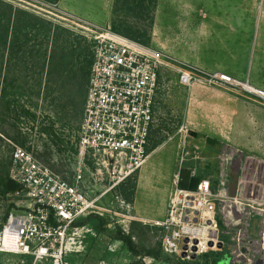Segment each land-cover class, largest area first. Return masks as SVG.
Here are the masks:
<instances>
[{"label":"rangeland","instance_id":"374dc122","mask_svg":"<svg viewBox=\"0 0 264 264\" xmlns=\"http://www.w3.org/2000/svg\"><path fill=\"white\" fill-rule=\"evenodd\" d=\"M0 1L52 23L59 45L72 42L76 50L88 49L94 55V41L89 38V32L82 28L85 24L106 29H114L115 24L125 25L153 49L191 62L192 66L212 75H227L244 85L250 84L264 91V0H160L153 25V15L144 13V9L137 7L133 0H127L125 4L123 0ZM32 35L35 36L36 32L33 31ZM36 44L30 42L29 50L35 49ZM179 67L174 63L171 69L162 74L149 152L161 146L150 154L141 170L142 180L136 189L135 212L132 205L123 210L121 202L125 201L124 196L130 198L133 186L138 185L140 173L116 191L106 193V183L94 182L97 179L94 174L96 168L91 161H87L91 170L87 185L93 198L105 194L99 202L104 216H98L109 223L110 233L121 228L126 234L133 235L139 246L153 251H158L162 245L161 230L155 226L154 220H163L166 216L173 179L182 158L185 160L183 173L188 174L189 185L194 179L218 178L220 157L227 145L264 160V101L248 94L242 87L215 83L205 87L197 85L195 87L198 89L193 92V87L180 83ZM48 69L41 75L36 63L33 68L29 64L28 70L23 72L19 66L4 65L0 78V102L4 108V103L11 101V106L9 110H1L0 117L2 174H10L11 156L16 148H23L45 162L47 146L51 147V144L41 134L40 128L55 124L62 139L70 141L69 144L65 143V147H74V150L64 151L66 148L63 147L62 152L51 147L54 156L49 165L55 171L73 178L70 172L77 159L75 143L79 134L70 132L65 125L75 128L74 123L79 118L76 119L74 113L70 122H60L57 109L64 105L53 102L56 95L46 99L45 90L42 89L40 98L36 97L38 76L41 75L43 87H46ZM205 91L213 95L223 94L226 103L219 110L207 111L206 107L209 109L211 106L203 104L209 97ZM24 110L30 111L32 116ZM184 124L188 125V129L182 130ZM13 195L0 197V226L12 205L15 209H23L25 205ZM140 212L141 216L152 221L140 220L135 214ZM124 213L133 218L129 217L128 220ZM259 222V217L251 220L255 233L259 229ZM110 233L95 231L90 226L72 231L67 241L68 257L75 264H171L149 257L139 260L122 243L115 241ZM212 252L219 254L222 261L230 262L228 244L221 251ZM213 257L209 260L201 257L191 262L177 256L169 258L175 263L211 264ZM23 261L20 256L0 253V264H22ZM37 264L50 263L44 260Z\"/></svg>","mask_w":264,"mask_h":264},{"label":"built area","instance_id":"2783aa9c","mask_svg":"<svg viewBox=\"0 0 264 264\" xmlns=\"http://www.w3.org/2000/svg\"><path fill=\"white\" fill-rule=\"evenodd\" d=\"M82 28L94 41V60L72 182L23 148H16L11 156L10 178L23 187L22 193L13 196L25 205L15 209L0 230V253L20 256L22 264L27 258H32L31 264L44 260L75 264L66 251L69 234L81 229L76 227L80 220L104 216L99 202L105 194L95 198L90 194L87 161L96 168L94 182L106 183V193L116 191L140 172L149 157L162 74L174 63L180 65V83L186 87L213 83L242 87L264 101V91L250 84L176 63L168 53L111 28L88 23ZM185 129L186 124L182 126ZM220 159L218 178L202 179L194 189L182 186L185 160L181 159L166 216L154 222L161 230L163 252L193 261L228 244L231 253L227 264H264V160L232 146L224 148ZM235 175V194L231 196ZM121 204L123 210L130 208L125 201ZM254 217L260 218L256 233L251 226Z\"/></svg>","mask_w":264,"mask_h":264},{"label":"trees","instance_id":"16d2710c","mask_svg":"<svg viewBox=\"0 0 264 264\" xmlns=\"http://www.w3.org/2000/svg\"><path fill=\"white\" fill-rule=\"evenodd\" d=\"M126 1L127 0H123L124 4ZM133 2L137 7L143 8L144 13L153 15V25L154 20L156 19L159 0H133ZM111 30L130 40L148 47H152L148 42H143L134 33H131L128 26H118V24H115L114 29L111 27ZM33 31L36 32L35 36L32 35ZM55 32L56 28L52 23L40 19L39 17L26 11L17 9L8 3L0 1V78L4 65L8 66V64H10V67L19 66V68L23 72L28 70L29 64L33 68L34 64L36 63L37 69L39 70L41 75L44 74L46 68H49L47 71L48 85L46 87H43V80L40 78L41 75L38 76L35 85L37 89L36 97L40 98L42 89L45 90L46 99H51L54 95H56V98L53 97L52 99L53 102H59L64 105H60V107H58L57 109L59 111L58 113L60 114L58 116L60 122H70L73 114L76 113V119L79 118V121L73 119L76 120V122L74 123L75 128H70L69 124L65 125V127L70 129V132L76 131L78 133L81 127L83 119L82 115H84L83 111L85 109V104L88 96L94 55L92 54V52H89L88 49L76 50L72 42L66 41L64 45H59ZM32 41L37 43L35 45L37 49L33 48L29 50V44ZM6 59H8V61H6ZM11 70L12 69L10 68V71ZM4 105L5 106L3 108L0 102V117L1 110L10 109L11 101L4 103ZM24 112L28 115H31L30 111L24 110ZM40 132L48 138V141L51 144L50 146L58 151H62L63 147H65L66 144L70 143V141L65 142L62 139L61 135L55 128V124L41 127ZM3 134L5 135V133ZM75 144L76 146H78V138ZM160 146L161 145H158L152 148L150 152L148 149V154L150 155ZM51 147L47 146L48 151L45 154V162H43L37 156H35V158L44 165L50 167L62 179L68 182H72L73 178H68L67 174L64 175V172L55 171L54 168L49 165L51 158L54 156V151H52ZM69 150L73 151L74 147H72V149L67 147L64 151ZM70 173L73 177V171ZM188 177L189 176L187 173H183L184 182L182 183V186L184 188L194 189L198 184L199 179H194L192 181V184L189 185V183L187 182ZM136 189L137 184L133 186L130 198L124 196V200L130 205H133L135 201ZM22 192L23 187L19 183L13 181L10 178L9 173H0V197L5 198L8 195ZM13 209H15V207L12 205L11 209L7 211L3 219V225L6 223ZM108 224L109 223L105 219L99 217L98 215H91L86 219L80 220L76 224V227L83 228L85 226H90L91 229L95 231L110 233V231L108 230ZM3 225L0 226V230L2 229ZM110 236L115 241L122 243L123 246L129 251V253H131L139 260L149 257L164 263L191 264L189 263L191 261L187 263H175V261H172L169 256H164L162 245L158 251L149 250L139 246L134 240L135 237L131 234H126L122 231L121 228H116L110 233ZM203 257L206 259L213 257V261L211 262V264H220L222 262V257L217 253H208ZM31 262L32 258H27L26 264H31ZM132 264L143 263L134 262Z\"/></svg>","mask_w":264,"mask_h":264},{"label":"crops","instance_id":"0c3cea01","mask_svg":"<svg viewBox=\"0 0 264 264\" xmlns=\"http://www.w3.org/2000/svg\"><path fill=\"white\" fill-rule=\"evenodd\" d=\"M159 5H160V0H159V3H158V8H157V11H158V9H159ZM192 6V5H191ZM156 14H157V12H156ZM170 56L174 59V61L176 62V63H182V64H189V65H192V64H190L188 61H184V60H182V59H180V58H178V57H175L174 55H172V54H170ZM202 70H204V69H202ZM197 85H200V84H194L192 87H193V92L194 91H196V89H198L197 87H195V86H197ZM200 86H203V85H200ZM191 87V88H192ZM205 87V86H204ZM206 89V88H205ZM205 94H208L209 95V97H208V99H205L203 102H205V103H203V104H206V103H208V104H206V105H208V106H211L209 109L206 107V109H207V111H214V109L215 110H219V108H222L223 107V105L226 103V101H225V99L223 98L224 96H223V94H219V93H214L215 95H213V93L212 94H210V93H207V91H205L204 92ZM197 101H199V99H198V97H197ZM210 104V105H209ZM221 111V110H220ZM223 116V115H222ZM190 125H191V123H189ZM227 146H230V145H227ZM150 158V155H149V157H148V159ZM148 159H147V161H148ZM147 161H146V163L144 164V166L147 164ZM143 166V167H144ZM142 167V168H143ZM142 170V169H141ZM141 170H140V180H139V182H138V187L137 188H139L140 187V185H141V180H142V178H141ZM132 207H133V210H134V212L136 211V205H135V201H134V203H133V205H132ZM136 214V216L137 217H140V220H143L144 221V219H146V220H148V221H152V220H149L148 218H146V217H144V216H141L142 215V213L140 212L138 215H137V213H135ZM165 215H166V212H165ZM154 221H160V220H154Z\"/></svg>","mask_w":264,"mask_h":264},{"label":"water","instance_id":"95a60500","mask_svg":"<svg viewBox=\"0 0 264 264\" xmlns=\"http://www.w3.org/2000/svg\"><path fill=\"white\" fill-rule=\"evenodd\" d=\"M236 181H237V175H235V177H234V179L232 181V184L230 185V194H231V196H234V194H235ZM221 248H222V245H220V249ZM183 257L185 258L186 255H183ZM220 264H227V263L225 261H222Z\"/></svg>","mask_w":264,"mask_h":264}]
</instances>
